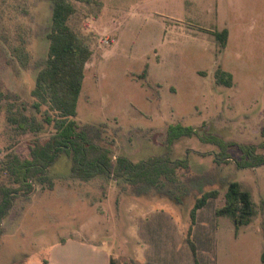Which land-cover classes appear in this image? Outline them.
I'll return each mask as SVG.
<instances>
[{
	"label": "rangeland",
	"instance_id": "374dc122",
	"mask_svg": "<svg viewBox=\"0 0 264 264\" xmlns=\"http://www.w3.org/2000/svg\"><path fill=\"white\" fill-rule=\"evenodd\" d=\"M98 1L102 5L75 1L76 13L69 21L93 50L78 121L107 124L111 136L121 128L113 159L149 145L153 154L138 155L134 161L166 153L170 126L201 129V135L208 132L232 143L227 152L230 162L217 164L215 154L221 148L197 135L175 141L171 157L188 159L190 171L179 173L201 178L203 191H220L218 198L209 199L217 209L231 181L252 193L259 204L258 217L237 240L227 229L231 221L234 230L233 221L221 219L215 252L220 263H225L229 247L237 264H263L264 165L238 167L241 152L236 144L257 145L264 155V0ZM51 16L50 0H0V185L19 188L7 165L15 157L29 159L37 139L16 132L7 118L24 113V106L29 109L26 115L32 113L35 67L48 51L45 34ZM224 29L229 36L221 49L214 32ZM21 51L29 55L28 67L18 59ZM146 67L148 76L142 79ZM219 67L232 73V87L216 84ZM48 134L39 137L45 140ZM71 165V157L62 154L49 169L54 189L36 185L31 195L15 198L3 222L0 264H34L49 258L60 240L76 236L112 244L119 254L123 229L132 227L125 214L132 204L166 206L187 226L196 199L202 196L195 188L181 205L156 195L132 196L123 193L114 178L74 179ZM119 261L123 264V258Z\"/></svg>",
	"mask_w": 264,
	"mask_h": 264
},
{
	"label": "trees",
	"instance_id": "16d2710c",
	"mask_svg": "<svg viewBox=\"0 0 264 264\" xmlns=\"http://www.w3.org/2000/svg\"><path fill=\"white\" fill-rule=\"evenodd\" d=\"M52 5L51 25L45 34L48 41L46 57L36 64L38 70L36 84L31 91L33 102L30 105L32 113L26 115L28 107L23 112L18 111L8 116L7 120L19 134H33L37 137L30 148V158L24 161L15 157L7 165V171L14 177L19 188L0 185V252L4 232L3 222L14 206V200L19 194L31 195L35 186L54 189L55 180L49 169L62 154L71 157V176L74 179L89 182L104 176L114 178L121 186L123 193L132 196L156 195L168 198L177 204H182V198L191 195L195 188L201 192L190 212L191 222L186 232L187 242L193 252L192 230L197 211L209 199L218 198L220 191H203L201 178L184 177L190 171L188 159H172V146L182 137L199 136L204 143H212L221 148V153L215 154L217 164L230 162L228 148L232 143L226 142L218 135L204 132L193 127L170 126L166 136V153L152 156L135 162L126 155H118L113 159L112 148L117 143L121 128L116 129L111 136L107 124L96 125L78 121V105L86 76V64L93 56V50L87 39L75 30L69 21L76 13L75 1L84 0H50ZM97 3L98 0H85ZM220 48L226 47L229 31L214 32ZM18 59L23 67L29 66V55L21 51ZM148 76V69L141 74L142 79ZM216 84L232 87L233 75L218 68L215 71ZM3 92L0 91V98ZM50 129V133L47 130ZM48 134L45 140L40 134ZM241 152V160H236L240 168L259 167L264 165V155L259 153V146L252 144H236ZM264 146V142L261 143ZM115 160V161H114ZM259 204L252 193L240 182L228 183L223 205L217 209L218 216H226L233 221L236 234L242 227L248 226L259 215ZM264 261V255H263Z\"/></svg>",
	"mask_w": 264,
	"mask_h": 264
},
{
	"label": "crops",
	"instance_id": "0c3cea01",
	"mask_svg": "<svg viewBox=\"0 0 264 264\" xmlns=\"http://www.w3.org/2000/svg\"><path fill=\"white\" fill-rule=\"evenodd\" d=\"M150 146L140 151L141 153L127 155L134 161L138 155L140 157L153 154ZM152 156L154 155L146 159ZM139 161L142 160H135ZM126 212L127 221L132 227L129 226L126 231L123 229L121 254L115 252L116 248L112 244L102 243L96 238L90 240L76 236L60 240L49 258H42L34 264H122L119 261L122 258L123 264H237L233 254L228 252L229 247L226 249L225 263H220L215 252L216 241L220 243V220L230 219L217 215V204L213 200L207 201L197 211L191 237L195 252L187 242L185 234L190 223L183 226L166 206L134 203ZM231 224V221L227 223V229L237 240L247 226L236 234ZM263 254L264 251L261 254L264 264Z\"/></svg>",
	"mask_w": 264,
	"mask_h": 264
}]
</instances>
